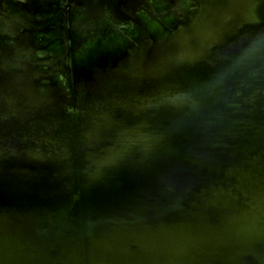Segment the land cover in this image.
I'll return each instance as SVG.
<instances>
[{
  "label": "water",
  "instance_id": "95a60500",
  "mask_svg": "<svg viewBox=\"0 0 264 264\" xmlns=\"http://www.w3.org/2000/svg\"><path fill=\"white\" fill-rule=\"evenodd\" d=\"M0 264H264V0H0Z\"/></svg>",
  "mask_w": 264,
  "mask_h": 264
}]
</instances>
